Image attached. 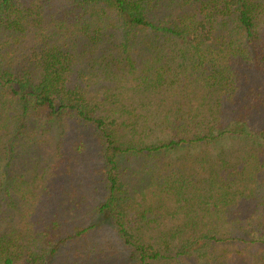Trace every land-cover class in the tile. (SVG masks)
<instances>
[{"label": "trees", "instance_id": "1", "mask_svg": "<svg viewBox=\"0 0 264 264\" xmlns=\"http://www.w3.org/2000/svg\"><path fill=\"white\" fill-rule=\"evenodd\" d=\"M0 264H264V0H0Z\"/></svg>", "mask_w": 264, "mask_h": 264}]
</instances>
